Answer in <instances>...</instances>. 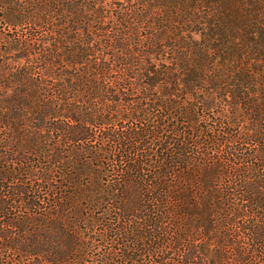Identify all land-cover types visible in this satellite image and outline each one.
<instances>
[{
  "label": "trees",
  "instance_id": "16d2710c",
  "mask_svg": "<svg viewBox=\"0 0 264 264\" xmlns=\"http://www.w3.org/2000/svg\"><path fill=\"white\" fill-rule=\"evenodd\" d=\"M258 258L264 0H0V264Z\"/></svg>",
  "mask_w": 264,
  "mask_h": 264
},
{
  "label": "rangeland",
  "instance_id": "374dc122",
  "mask_svg": "<svg viewBox=\"0 0 264 264\" xmlns=\"http://www.w3.org/2000/svg\"><path fill=\"white\" fill-rule=\"evenodd\" d=\"M226 179H228V177L226 178ZM215 183H217L216 181H215ZM224 191V190H223ZM235 241H238V237L237 238H233ZM239 240H242V239H239ZM259 260H260V262H262V261H264V258H258ZM257 263L256 264H260V262H258V260L256 261Z\"/></svg>",
  "mask_w": 264,
  "mask_h": 264
}]
</instances>
